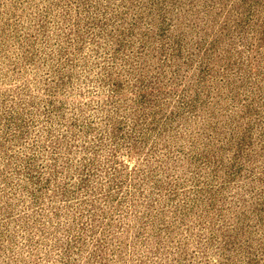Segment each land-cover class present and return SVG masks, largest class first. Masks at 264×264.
I'll return each mask as SVG.
<instances>
[{"label":"rangeland","instance_id":"1","mask_svg":"<svg viewBox=\"0 0 264 264\" xmlns=\"http://www.w3.org/2000/svg\"><path fill=\"white\" fill-rule=\"evenodd\" d=\"M0 264H264V0H0Z\"/></svg>","mask_w":264,"mask_h":264}]
</instances>
